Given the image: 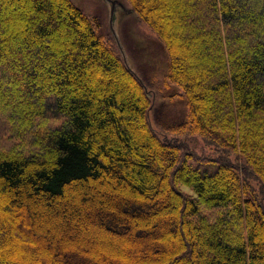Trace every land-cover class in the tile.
Wrapping results in <instances>:
<instances>
[{
    "label": "trees",
    "instance_id": "16d2710c",
    "mask_svg": "<svg viewBox=\"0 0 264 264\" xmlns=\"http://www.w3.org/2000/svg\"><path fill=\"white\" fill-rule=\"evenodd\" d=\"M124 1L184 120L152 125L148 87L72 0H0V264H264V0Z\"/></svg>",
    "mask_w": 264,
    "mask_h": 264
},
{
    "label": "rangeland",
    "instance_id": "374dc122",
    "mask_svg": "<svg viewBox=\"0 0 264 264\" xmlns=\"http://www.w3.org/2000/svg\"><path fill=\"white\" fill-rule=\"evenodd\" d=\"M48 1L56 3V0ZM72 1L95 19L98 25V32L106 39H111L113 41L116 50L121 55L123 61L139 75L141 80L148 87L147 90L149 91V96L153 102V108H151L149 113L152 125L156 128H162L157 120L168 122L184 120L187 114L186 101L184 98L177 95V92H180V89L175 84H168L165 79L166 72L168 71V55L147 25L142 22L135 13H133L130 6L124 0H115L116 3L112 12V4L110 0ZM240 2H244V0H240ZM3 14L4 13L0 11V16ZM21 19L22 18L13 17L12 19L9 18V22L17 27V22H25L26 20ZM4 66L8 68L7 63ZM9 75L14 78L11 73H9ZM15 78L18 79L17 77ZM15 78L14 82L16 83V86H19L22 80H16ZM261 81L262 79L257 81L256 84H260ZM9 97H11V104H13V107L24 104L23 98L18 92L11 94ZM16 97H19V99L16 100ZM3 116L4 115H0V130L3 126L2 122L5 123ZM180 138L186 141L187 148L192 151H197L199 153L204 152L205 150L211 151V149L204 144L199 135L191 137L181 136ZM0 142L3 146H8L13 142V139L8 138V136L5 135L0 138ZM189 162L201 172L214 173L216 170L215 164H205L194 159H191ZM183 188L189 193L195 195L192 188L187 186H183ZM86 219L89 220L90 218ZM83 220L85 219H82L81 223L83 229L86 230L87 225L84 224ZM89 223L92 225V222ZM93 225L95 224L93 223ZM93 228L96 229L94 226ZM69 230L72 231L70 228ZM95 231L99 230L96 229ZM96 234L97 235L93 238H96V241L100 245L99 241L101 235L99 233ZM66 235L70 237L69 234ZM88 237L92 238L89 234H80V240H84V242L89 240ZM121 248H123V243L115 238L112 244V252L121 255ZM133 251L135 250H129L128 254H131ZM124 253L127 259L131 258V256L125 251ZM119 261L121 262L122 259L113 258L111 255H103V264H119Z\"/></svg>",
    "mask_w": 264,
    "mask_h": 264
},
{
    "label": "water",
    "instance_id": "95a60500",
    "mask_svg": "<svg viewBox=\"0 0 264 264\" xmlns=\"http://www.w3.org/2000/svg\"><path fill=\"white\" fill-rule=\"evenodd\" d=\"M110 1H111V4H112V12H113L116 1L115 0H110Z\"/></svg>",
    "mask_w": 264,
    "mask_h": 264
}]
</instances>
